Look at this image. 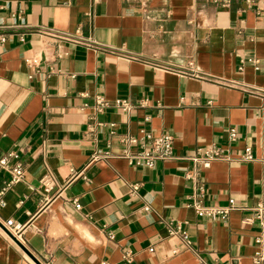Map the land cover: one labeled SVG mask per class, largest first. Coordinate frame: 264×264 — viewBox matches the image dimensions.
Returning <instances> with one entry per match:
<instances>
[{
	"label": "crops",
	"instance_id": "0c3cea01",
	"mask_svg": "<svg viewBox=\"0 0 264 264\" xmlns=\"http://www.w3.org/2000/svg\"><path fill=\"white\" fill-rule=\"evenodd\" d=\"M78 27L95 44L66 38ZM2 36L0 153L26 173L0 220L44 264H264V0H0ZM145 133L172 135L174 157L131 165L119 139ZM213 143L226 157L187 178ZM9 179L0 169V191ZM230 199L226 218L192 204ZM0 264L37 263L0 229Z\"/></svg>",
	"mask_w": 264,
	"mask_h": 264
},
{
	"label": "built area",
	"instance_id": "2783aa9c",
	"mask_svg": "<svg viewBox=\"0 0 264 264\" xmlns=\"http://www.w3.org/2000/svg\"><path fill=\"white\" fill-rule=\"evenodd\" d=\"M83 35V29L81 27H78L74 34L66 35V38H69L75 43L79 44H95L93 39H91L90 37L87 39L83 38ZM5 40L6 38L2 36L0 38V43H3ZM34 62H36V60H34ZM191 76H197V73L195 71H191ZM115 104L116 107L124 111H128L131 108V103L127 99H117L115 101ZM105 105H107V102L103 98L98 97V110H100ZM229 138L234 142H236L238 139V134L234 127L229 130ZM119 143L122 146V155L128 160L131 165L153 167L157 161L168 160L174 157V138L170 134L154 135L153 133H145L143 137H138L137 135L132 134L123 135L120 137ZM133 147L137 148L136 151L132 150ZM111 155L112 154L109 151L95 153L92 156L90 163L100 159H106ZM241 156L244 159L251 160L253 158L252 148L246 147ZM225 157V150L222 147L218 146L216 143L205 147H197L193 154L190 156L193 165L186 171L185 176L187 178L194 179L197 175L200 174L203 169L209 168L212 162ZM13 158H19L18 153L15 151H11L7 154L0 153V169L10 175L9 181H7L5 187L0 191V210L5 205V200L3 198L5 191L25 178L26 172L23 165L20 162L12 164L11 159ZM87 166L84 167L81 171L74 172L71 179H75L80 175L86 178V175L84 173L87 169ZM41 182H43L45 189L48 191V179L43 178L41 179ZM131 187L134 191H136L139 185L132 184ZM192 204L198 216L207 217L210 219L226 218L228 213L232 209L239 206L236 203L235 199H230L229 205L227 207L203 206L197 201H194ZM74 205L77 209L81 207V204L77 200L74 201ZM242 208H247V205L242 206ZM144 209L148 211L149 207L146 206ZM252 210L253 218L260 221L261 223H264V195L257 203L252 206ZM0 229L5 231L7 235H9V237H11V234L23 243V239L21 237L24 229L23 225L16 224L13 219H7L6 221L0 220ZM171 231L174 233L181 232V236L185 240L186 244L190 243L188 239V233L186 231H181L180 228L176 230L171 229ZM151 250H153V248H151ZM126 256L128 262H131L132 258L129 257V254H127ZM263 259L264 250H260L257 253V260Z\"/></svg>",
	"mask_w": 264,
	"mask_h": 264
},
{
	"label": "water",
	"instance_id": "95a60500",
	"mask_svg": "<svg viewBox=\"0 0 264 264\" xmlns=\"http://www.w3.org/2000/svg\"><path fill=\"white\" fill-rule=\"evenodd\" d=\"M10 234V233H9ZM10 236L12 237V239L14 241H16L21 247L22 249L29 255V257H31V259H33V261H35L37 264H44L38 257H36L21 241H19L16 237H14L13 235L10 234Z\"/></svg>",
	"mask_w": 264,
	"mask_h": 264
}]
</instances>
